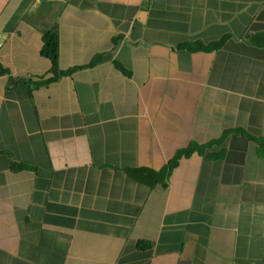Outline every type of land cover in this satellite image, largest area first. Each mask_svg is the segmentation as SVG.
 <instances>
[{"label":"crops","instance_id":"crops-1","mask_svg":"<svg viewBox=\"0 0 264 264\" xmlns=\"http://www.w3.org/2000/svg\"><path fill=\"white\" fill-rule=\"evenodd\" d=\"M0 43V264H264V0H0Z\"/></svg>","mask_w":264,"mask_h":264},{"label":"trees","instance_id":"trees-1","mask_svg":"<svg viewBox=\"0 0 264 264\" xmlns=\"http://www.w3.org/2000/svg\"><path fill=\"white\" fill-rule=\"evenodd\" d=\"M216 45H211L210 48L205 49L201 46L202 49L204 50H210L211 47H215ZM41 54L43 57L49 59L52 62L53 67L56 66L57 64V39H56V35L55 33L48 31L44 34L43 36V47L41 49ZM3 71H1L2 73ZM221 140L217 141L216 143H220ZM194 151V146H190L187 150L178 153L177 158L181 157V156H188L189 154H191ZM175 165V163H170L168 169L170 170L171 168H173V166ZM138 247L140 249H144L147 248L148 246L145 244H139Z\"/></svg>","mask_w":264,"mask_h":264},{"label":"built area","instance_id":"built-area-1","mask_svg":"<svg viewBox=\"0 0 264 264\" xmlns=\"http://www.w3.org/2000/svg\"><path fill=\"white\" fill-rule=\"evenodd\" d=\"M1 49H2V45H1V43H0V52H1Z\"/></svg>","mask_w":264,"mask_h":264}]
</instances>
